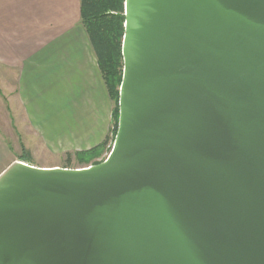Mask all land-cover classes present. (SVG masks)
<instances>
[{
    "label": "water",
    "instance_id": "water-1",
    "mask_svg": "<svg viewBox=\"0 0 264 264\" xmlns=\"http://www.w3.org/2000/svg\"><path fill=\"white\" fill-rule=\"evenodd\" d=\"M105 159L0 172V264H264V0H124Z\"/></svg>",
    "mask_w": 264,
    "mask_h": 264
},
{
    "label": "crops",
    "instance_id": "crops-1",
    "mask_svg": "<svg viewBox=\"0 0 264 264\" xmlns=\"http://www.w3.org/2000/svg\"><path fill=\"white\" fill-rule=\"evenodd\" d=\"M0 66L4 73L9 69L10 77L5 81L14 80L24 86V96L29 97L33 108L30 113L42 109L44 101L29 83L40 84L52 95V88L57 92L62 86L57 83H67V102L60 115L61 110L51 105V99L45 102L50 105L48 111L39 110L48 112L43 117L50 121L48 127L61 132L64 149L85 150L100 142L96 141L99 132L94 129L90 113L94 101L100 102L102 97L99 68L80 22L79 0H0ZM22 94L19 89L15 100L27 113ZM29 120L36 130L35 118ZM10 151L3 143L0 172L14 160L8 157Z\"/></svg>",
    "mask_w": 264,
    "mask_h": 264
},
{
    "label": "rangeland",
    "instance_id": "rangeland-1",
    "mask_svg": "<svg viewBox=\"0 0 264 264\" xmlns=\"http://www.w3.org/2000/svg\"><path fill=\"white\" fill-rule=\"evenodd\" d=\"M8 70L9 69L4 73L0 66V149L3 143L7 148H10L11 151L8 154V157L14 158V160L20 159L34 166L68 168L83 167L89 164H94L93 161L95 160L101 162L105 159L111 149L117 129V124L115 128V120L113 116V110L116 103L108 94L100 70L98 71V80L101 86L102 97L100 102L94 101L93 106L90 108V113L93 114V122L96 127H94V129L99 132V138H97L96 141L100 142L94 146L105 140L106 144L100 156L93 158L87 163L79 162L75 157L74 150L64 149V146L61 145L62 140H60L62 139L61 132L59 130L52 131L51 128L48 127L50 121L44 120L43 118L48 112L42 113L39 111H48L46 107L50 105L45 102L49 99H51L50 101L53 103L51 104L52 106H56L60 110L63 109L67 102V83H57L62 86L57 92H54L52 88L53 95L50 94L46 88L41 87L40 84L29 83L28 85H30L34 91H38L40 99L44 101L42 109H40V107L35 108L37 111L35 113H30V109L33 110V108L31 107V103L29 105V97L24 96L26 90L24 91L22 83L14 80L5 81L7 77H10L8 76ZM19 89L23 92L21 97L24 96V99L26 100L27 109H29L27 113H23L22 109L17 105L16 97ZM43 95L45 96L42 98ZM61 113L62 110L59 112V115ZM30 117H34L38 124L35 126L36 130L33 128L34 125L32 121L29 120ZM41 124L46 125L43 127L44 129L38 127L41 126ZM52 138L54 139V142H52ZM52 144H56V146H53Z\"/></svg>",
    "mask_w": 264,
    "mask_h": 264
},
{
    "label": "trees",
    "instance_id": "trees-1",
    "mask_svg": "<svg viewBox=\"0 0 264 264\" xmlns=\"http://www.w3.org/2000/svg\"><path fill=\"white\" fill-rule=\"evenodd\" d=\"M80 22L108 90L116 103L113 110L115 128L118 117V87L122 77L121 42L124 33V0H79ZM106 140L86 150L75 151L76 159L87 163L100 156ZM99 161H93L94 164Z\"/></svg>",
    "mask_w": 264,
    "mask_h": 264
},
{
    "label": "bare ground",
    "instance_id": "bare-ground-1",
    "mask_svg": "<svg viewBox=\"0 0 264 264\" xmlns=\"http://www.w3.org/2000/svg\"><path fill=\"white\" fill-rule=\"evenodd\" d=\"M48 168V167H47Z\"/></svg>",
    "mask_w": 264,
    "mask_h": 264
}]
</instances>
